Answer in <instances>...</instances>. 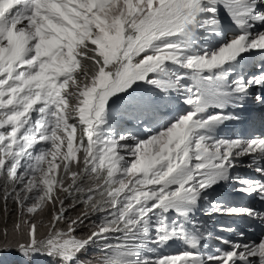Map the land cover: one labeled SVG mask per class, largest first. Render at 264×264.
I'll list each match as a JSON object with an SVG mask.
<instances>
[{
    "label": "snow or ice",
    "instance_id": "1",
    "mask_svg": "<svg viewBox=\"0 0 264 264\" xmlns=\"http://www.w3.org/2000/svg\"><path fill=\"white\" fill-rule=\"evenodd\" d=\"M0 264H264V0H0Z\"/></svg>",
    "mask_w": 264,
    "mask_h": 264
},
{
    "label": "rangeland",
    "instance_id": "2",
    "mask_svg": "<svg viewBox=\"0 0 264 264\" xmlns=\"http://www.w3.org/2000/svg\"><path fill=\"white\" fill-rule=\"evenodd\" d=\"M15 258H9V260H14Z\"/></svg>",
    "mask_w": 264,
    "mask_h": 264
}]
</instances>
